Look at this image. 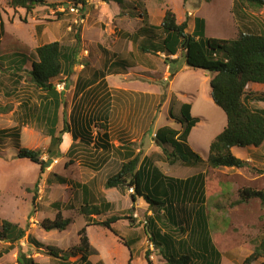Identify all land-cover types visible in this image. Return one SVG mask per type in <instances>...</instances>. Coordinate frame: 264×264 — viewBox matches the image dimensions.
I'll use <instances>...</instances> for the list:
<instances>
[{
  "label": "rangeland",
  "instance_id": "rangeland-1",
  "mask_svg": "<svg viewBox=\"0 0 264 264\" xmlns=\"http://www.w3.org/2000/svg\"><path fill=\"white\" fill-rule=\"evenodd\" d=\"M8 1L0 0L3 20L0 30V109L11 106L7 113L0 114V229L2 221L9 220L26 228V235L14 249L0 256V264H17L20 252L39 264H87L78 250L81 247L79 231L83 227L89 237L91 248L88 253L92 264H128L130 253H133L134 264H146L148 251L155 264H164L167 253L163 254L159 250L161 247L156 248L151 237L154 226L150 224V218L157 220L158 217L155 224L162 229V234L167 233L165 240L169 249L179 254L189 253L194 259L192 264H202L209 256V251L200 243V234L212 239L211 244L221 255L220 264H244L264 239V203L257 198L243 202L239 191L244 187L264 189V144L257 149L234 147V154L249 162L245 168L208 167L205 160L209 144L227 122L225 111L211 96L209 81L212 75L203 69H185L186 62L181 57L177 63L167 64L165 53L143 54L138 49L141 40H136L137 36L117 41L116 34L134 31L143 22L159 23L166 9L171 8L181 18L188 10L204 19L205 36L233 39L241 25L251 31L264 29V9L258 13L250 12L251 17L245 22L249 24L243 25L241 9L234 8V0H124L132 6L129 8L133 11L131 21L127 20L130 12L122 13L113 0H86L84 10L81 4L75 5L74 0H46L31 13L24 8L14 9ZM120 15L125 19L122 23ZM194 17L189 32L195 25ZM139 34L142 38V33ZM153 34L156 38L157 33ZM131 40L134 51L126 53ZM52 41H59L65 51H77L71 71L51 79L56 90L63 91L56 134H60L66 120L70 129L74 130L73 127L78 125L80 134L86 138L90 136L81 141L80 138L73 139L71 132L63 133L57 147L59 157L48 152L51 125L42 118L45 91L39 90L29 75L32 62L38 60L36 48ZM114 50H118L129 66L146 61L152 69L119 67L117 71L109 68ZM102 72L105 80L110 82L104 80L96 87L95 83L103 78ZM119 84L137 93L120 94L122 101L118 105L119 93L114 88L122 87ZM249 88L248 92L257 94L249 101L250 105L264 107L260 91L254 85ZM103 91L109 93L108 109L119 107L112 117L116 129L100 116L103 100L99 96ZM124 98L131 99L123 101ZM183 102L191 104V115L198 118L188 144L200 160L192 166H186L179 159H169L166 151L171 152L172 147L158 145L155 138L157 129L165 125L183 131L180 111ZM105 132L109 136L104 142H108L110 148L103 150L97 139ZM18 133L19 138L16 137ZM72 144L73 152H70ZM123 144L131 145L134 154H140L138 165L143 158L149 157V163L167 176L187 179L204 173L208 216L204 223L199 219L198 226L194 227L198 208L202 205L196 194L174 201L176 220L170 225L167 215L163 211L158 215L155 206H150L143 197L132 200L134 187L106 188V180L119 171L122 162L129 157L118 152ZM21 147L41 152V158L46 161L43 171L40 164L18 157ZM56 175L67 182L59 181ZM77 183L89 186L96 203H100L101 196L111 203L106 213L94 216L96 219L127 215L134 221L124 217L112 224L117 233L87 224V216L78 210L83 191ZM58 208L71 222L62 231H48L43 222L47 218L54 219ZM8 245L9 242L0 240V252ZM48 246H56L69 254L75 252V255H69L67 260L55 257L49 253ZM250 264H264V256Z\"/></svg>",
  "mask_w": 264,
  "mask_h": 264
},
{
  "label": "trees",
  "instance_id": "trees-1",
  "mask_svg": "<svg viewBox=\"0 0 264 264\" xmlns=\"http://www.w3.org/2000/svg\"><path fill=\"white\" fill-rule=\"evenodd\" d=\"M45 1L9 0L8 4L14 9L24 8L27 13H31L38 5L44 4ZM74 1L75 5L81 4V9H85L86 0ZM113 1L117 2L120 10H123L122 13L130 12L128 17L133 14V11L129 10L132 6L127 3L125 4L124 0ZM127 5H129L128 8H126ZM234 8L241 9L242 24H249V22L245 23L251 17L249 13H258L264 9V0H234ZM138 15L143 16L142 14ZM132 19L134 18L132 17ZM251 22L253 21L251 20ZM1 29H3V20L0 12ZM204 30V19L196 17L194 31L190 33L188 31V19L186 18L183 22H178L176 13L171 8H167L160 25L143 22L138 29L131 31V33H126V36L131 37L135 35L137 36L135 37L136 40H141L138 49L143 54L155 55L156 52L165 53L167 64L177 63L183 58L189 68L203 69L212 75L209 81L211 96L214 102L225 111L227 122L219 134L211 140L205 162L208 167L213 169L223 167L245 168L249 166V162L235 155L232 148L237 146L259 148L264 144V107L250 105L249 101L256 98L257 94H253V91L248 92L250 89L249 85H254L255 89L260 91V95L264 99V29L251 31L248 27L243 28L241 25L239 32L233 39L207 37L204 35ZM154 32L157 33L156 38V35L153 34ZM139 33H142V38L138 37ZM147 41L149 45L146 44ZM36 54L38 60L32 62L29 75L35 86L39 90L45 91V96H42L46 99L42 118L51 125L48 130L51 137L48 152L53 157H59L57 147L62 142L63 133L71 132L73 139L76 140L77 138H80L81 141L90 139V136L86 138L79 133L78 129L81 128L80 126L73 127L74 130L70 129L66 120H64V126L60 134H56L58 109L63 102V91H57L51 79L62 72L71 71L72 66L77 60V51H65L64 46L59 41H52L38 46ZM171 55H177V57L172 59ZM108 67L114 70L119 69V67L128 69L129 65L126 59L121 58L109 61ZM104 77L105 74L103 73L102 79ZM106 97L109 98V95H106ZM10 108L11 106L8 109H0V114L7 113ZM191 110L190 103L181 104L180 111L183 117L182 132L170 125L162 126L155 132L158 145L172 147L171 152L166 151L168 158L171 160L179 159L186 166H192L194 162L200 160V156L188 144L189 135L198 122V118L191 115ZM103 135L106 138L109 136L107 132ZM16 137H20L19 133ZM100 141L101 139H97V144L101 145L103 150L110 148L108 142H103L102 144ZM130 146L123 144L121 148V150H124L123 153H121L120 149L118 151L117 148L119 154L129 157L127 161L122 162L119 171L106 180V188L119 189L125 185L134 187L135 194H131L132 200L136 201L138 196L143 197L150 206H155L158 215L161 211L167 215L170 225L176 220L174 201L180 197H186L191 193L196 194L202 205L198 208L196 214L197 224L194 227L198 226L199 219L204 223L205 218H208L205 210L204 173H199L187 179L167 176L156 165L149 163V157L143 158L138 165L140 154H134V150ZM73 147L74 144L71 145L70 152H73ZM18 157L40 164L42 171L46 165V161L41 158L39 150L21 147ZM56 178L63 183L67 182L65 178H61L58 175H56ZM76 186L80 187L83 191L82 204L78 210L87 216V224H96L115 232L112 224L118 220L125 217L132 222L134 221L133 217L127 215H111L102 220L96 219L94 216L106 213L110 209L111 203L107 202L104 196H101L100 203H96V199L87 184L77 183ZM239 193L243 202L257 198L264 203V189L244 187ZM157 220H159V217ZM157 220L150 218V224L154 226L151 237L156 248L161 247L159 250L163 254L167 253V263L164 264H192L194 259L189 253L179 254L169 249L170 247L165 240L167 233L164 232L162 234V229L157 228L155 224ZM70 222L71 219L64 217L62 210L58 208L55 218L45 219L43 227L48 231L53 229L62 231L66 229ZM200 227L202 229V226ZM200 227H197V229ZM79 234L81 247L78 250L82 252L81 259L87 264H92L89 260L88 252L91 247L86 227L81 228ZM25 235L26 228L9 220H3L0 229V240L9 242V245L3 252H0V256L14 249L16 244ZM199 236H201V245L209 251L208 258H205L202 264H220L221 255L217 248L213 246L214 244H211L212 239L208 235L200 234ZM29 238L31 239L30 235ZM32 239L34 238L32 237ZM36 244L40 245L41 243L37 242ZM48 250L51 255L59 258L62 257L66 260L69 255H75V252L70 254L67 252V254L66 251L56 246H48ZM150 254L151 251L146 253V264H155L151 260ZM132 255L133 253H130L128 264H134ZM262 256H264V239L255 247L253 253L245 259L244 264H250ZM17 264L39 263L32 257H27L26 254L20 252L17 257Z\"/></svg>",
  "mask_w": 264,
  "mask_h": 264
},
{
  "label": "crops",
  "instance_id": "crops-1",
  "mask_svg": "<svg viewBox=\"0 0 264 264\" xmlns=\"http://www.w3.org/2000/svg\"><path fill=\"white\" fill-rule=\"evenodd\" d=\"M176 16H177V21L178 22H183L184 20H186V18L188 19V28H190V27H192L191 26V21H192V19H193V17L195 16V14L194 13H190L188 10L186 11L185 10V12H184V15H183V18H181V17H179L177 14H176ZM123 17V15L121 16L120 15V20H121V23L122 22H124L125 21V19H124V17ZM164 17V15L162 16V18ZM197 16H195L194 18H196ZM130 19H132V17H128L127 18V20H129V21H131ZM161 20V19H160ZM162 21V20H161ZM161 21H159V23H157V22H155V23H157V24H155V23H152V24H155V25H160V23H161ZM194 21H195V19H194ZM194 28H195V25H193V30L190 32V33H192L193 31H194ZM128 32H130L131 33V31H127V30H125L121 35L118 33V34H116V37L118 38V40L117 41H123V40H128V38L129 37H127L126 36V33H128ZM118 35V36H117ZM127 37V38H126ZM207 37H210V36H207ZM116 41V42H117ZM133 41L131 40L130 41V46L125 42V44H127V50H126V53H131V51H134V45H133ZM117 51L118 50H114V54H112L113 56H114V58H113V60H115V59H117V57H119L118 59H121L122 57H121V54H119V53H117ZM115 54H118V55H115ZM161 54H163V53H161ZM172 59H175L176 57H177V55H171L170 56ZM111 58V57H110ZM112 60V61H113ZM133 66V67H132ZM143 67L144 69H148V70H151L152 68H151V66H150V64L148 63V62H146V61H141L140 63H139V65H131V66H129L128 67V70L130 69V68H134V67ZM184 68L185 69H188L189 67H188V65L187 64H185L184 65ZM105 80V78L104 79H99L96 83H95V85H96V87H98V85L102 82V81H104ZM105 82H110V80H105ZM66 84H67V82H66ZM120 85V84H119ZM120 86H122V85H120ZM76 87H77V85H76ZM108 87H110V84H108ZM116 87V86H115ZM91 88V87H90ZM113 88H114V86H113ZM110 91L112 90V88L110 87V89H109ZM114 91L115 92H118L119 93V95L117 96V103H118V105L121 103V97H120V94H123V95H127V94H136L137 93V91L136 90H132V89H127V88H123V86L122 87H120V88H114ZM104 92V91H103ZM121 92V93H120ZM109 93L106 91V92H104L103 94H101L100 95V93L98 94V95H100L99 97H100V99L101 100H103V103H102V108H101V110H100V116H102V118H104V121L111 127V128H113V129H116L115 127H114V125H112V123L113 122H115V120H113L112 119V117L113 116H115V112L117 111L118 112V110H116V109H119V107H118V105H116L115 106V108H114V110L113 109H108L109 107H108V104H109V99H108V97H106L105 98V96L106 95H108ZM82 95H83V92L81 93V96L80 97H82ZM127 99H131V98H124L123 99V101H125V100H127ZM107 100V103H104L105 101ZM184 103V102H183ZM107 107V108H104V107ZM180 109H181V107H180ZM117 116V115H116ZM109 133L111 132L109 129L107 130ZM82 135V134H81ZM71 137L73 138V136H72V134H71ZM99 137H101V138H99V139H101V143H103L104 142V140H107L106 139V137H103V134L101 133V134H99ZM249 148H255V147H247V149H249ZM257 149V148H256ZM232 151L234 152V147L232 148ZM102 155H104V154H102ZM108 156V155H107ZM106 156V157H107ZM105 157V158H106ZM105 158H103V159H105ZM100 159V158H99ZM98 159V160H99ZM246 160V159H245Z\"/></svg>",
  "mask_w": 264,
  "mask_h": 264
},
{
  "label": "water",
  "instance_id": "water-1",
  "mask_svg": "<svg viewBox=\"0 0 264 264\" xmlns=\"http://www.w3.org/2000/svg\"><path fill=\"white\" fill-rule=\"evenodd\" d=\"M49 161H50V162H48L47 166H49V164L51 163L52 159H51V160H49Z\"/></svg>",
  "mask_w": 264,
  "mask_h": 264
},
{
  "label": "built area",
  "instance_id": "built-area-1",
  "mask_svg": "<svg viewBox=\"0 0 264 264\" xmlns=\"http://www.w3.org/2000/svg\"><path fill=\"white\" fill-rule=\"evenodd\" d=\"M64 86H62V88H63Z\"/></svg>",
  "mask_w": 264,
  "mask_h": 264
},
{
  "label": "clouds",
  "instance_id": "clouds-1",
  "mask_svg": "<svg viewBox=\"0 0 264 264\" xmlns=\"http://www.w3.org/2000/svg\"><path fill=\"white\" fill-rule=\"evenodd\" d=\"M66 85V84H65Z\"/></svg>",
  "mask_w": 264,
  "mask_h": 264
}]
</instances>
